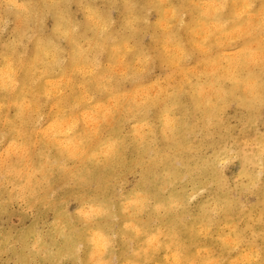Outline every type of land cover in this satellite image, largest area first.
<instances>
[{"label":"clouds","instance_id":"1","mask_svg":"<svg viewBox=\"0 0 264 264\" xmlns=\"http://www.w3.org/2000/svg\"><path fill=\"white\" fill-rule=\"evenodd\" d=\"M0 264H264V0H0Z\"/></svg>","mask_w":264,"mask_h":264}]
</instances>
